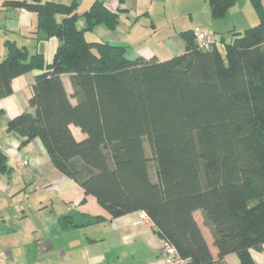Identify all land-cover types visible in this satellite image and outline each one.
<instances>
[{"label": "trees", "instance_id": "trees-1", "mask_svg": "<svg viewBox=\"0 0 264 264\" xmlns=\"http://www.w3.org/2000/svg\"><path fill=\"white\" fill-rule=\"evenodd\" d=\"M108 1L93 0L82 12L77 0L3 1L35 14L28 35L36 42L59 40L49 61L4 40L0 97L12 92L14 77L36 71L33 111L10 118L6 131L19 146L39 138L54 167L82 188V201L94 196L111 217L145 211L154 232L188 264H227L230 253L253 264L250 250L264 246V0H249L256 25L232 29L229 40L211 30L219 44L208 50L197 48L195 29L180 31L185 52L166 60L128 58L124 45L86 39L97 25L113 31L128 9ZM236 1L207 0L211 17L224 18ZM71 125L85 137L77 140ZM9 169L0 150V172ZM62 219L81 226L72 216ZM103 219L91 215L86 223Z\"/></svg>", "mask_w": 264, "mask_h": 264}, {"label": "crops", "instance_id": "crops-1", "mask_svg": "<svg viewBox=\"0 0 264 264\" xmlns=\"http://www.w3.org/2000/svg\"><path fill=\"white\" fill-rule=\"evenodd\" d=\"M3 1L0 3V12L3 11L0 59L5 54L3 42L7 38L42 52L41 41L34 43V38L28 35L35 25V14L5 6ZM108 5L128 9L120 12L119 23L113 31L103 27L97 38L124 45L128 58L154 56L166 60L185 52L180 31L205 28L217 33L210 28H219L217 19L211 17L207 0H109ZM57 18L60 20L61 15ZM82 21L78 20V26ZM42 41H52L53 51L59 43L54 37ZM35 74L33 70L14 77L12 92L0 97V150L10 167L9 171L0 172V264H167L161 254L164 241L154 232L151 222H137V211L111 217L92 195L82 201V188L54 167L39 138L19 146L18 137L6 131L10 118L33 111L28 98ZM62 79L67 92L72 93L69 74H63ZM71 101L75 103L74 98ZM70 128L77 140L85 137L79 127L71 125ZM23 158L27 164L17 167L15 161ZM28 186L39 192L38 197L19 201L18 209L13 202L14 194ZM9 201L17 211L9 212ZM65 215L72 216L81 226L66 224L62 219ZM91 215H102L105 219L86 223ZM194 215L217 259V250L212 247V236L203 224L201 211H195ZM250 254L253 264H264V246L261 251L251 249ZM234 255L227 254L225 262L240 264Z\"/></svg>", "mask_w": 264, "mask_h": 264}, {"label": "rangeland", "instance_id": "rangeland-1", "mask_svg": "<svg viewBox=\"0 0 264 264\" xmlns=\"http://www.w3.org/2000/svg\"><path fill=\"white\" fill-rule=\"evenodd\" d=\"M2 1V0H1ZM0 1V3H1ZM27 1H31V0H27ZM41 1H46V0H41ZM53 1H60L63 3H69L71 2V0H53ZM81 0H79V8L78 10L80 12H82L83 10L87 9L89 7V5L91 4V2L93 0H91V2H88L89 0H85L84 2H80ZM1 8V7H0ZM3 11L0 12V19H1V15H2ZM258 14L255 11V9L252 7V5L250 4L249 0H237L236 3L230 7V9L228 10L226 16L224 18L221 19H217L216 22H218L217 24H219V28H210V29H214L217 31V34H221L224 36V38L226 40H229L231 37V30H236V31H242L243 29L256 25L259 22V18H258ZM83 20V17H80L79 20ZM82 21V22H83ZM80 25V22L78 23ZM85 24L81 23L80 27H83ZM104 25H97L96 27H94L91 30H88L85 32V37L87 40L89 41H94V40H98V35L99 32L101 30V28H103ZM34 43H36V41H34ZM41 45V49L42 53L44 54V57L46 60H51L52 55H53V47L54 44L52 43V41H41L39 43ZM29 48V54H31L34 49L32 48V46H28ZM144 144H145V148L146 151L148 153V155H150V145H149V141L147 138H144ZM150 167L153 168V162H150ZM16 173L14 172V175ZM39 192H36L34 190L33 187H27L25 190L22 189L19 192H17L16 194H14V201L15 205H18V202L22 200V202H25L28 200H32L35 199L36 197H38ZM11 197V196H10ZM9 199H12L10 198ZM9 212L12 213L14 211H17L15 209V205L12 203V201H9ZM18 207V206H17ZM15 209V210H14ZM19 209V207H18ZM213 248L214 245H212ZM235 260H239L238 257L236 255H234ZM240 261V260H239ZM241 264V262H240Z\"/></svg>", "mask_w": 264, "mask_h": 264}, {"label": "built area", "instance_id": "built-area-1", "mask_svg": "<svg viewBox=\"0 0 264 264\" xmlns=\"http://www.w3.org/2000/svg\"><path fill=\"white\" fill-rule=\"evenodd\" d=\"M195 43L198 49L208 50L214 44H219L215 34L211 30L205 28H196L194 31ZM27 162L26 159H19L15 161L17 167L25 165ZM138 212V221L141 224L150 223V218L145 211L140 210ZM161 254L167 264H188L187 260L183 259L177 252L176 248L164 242L161 247Z\"/></svg>", "mask_w": 264, "mask_h": 264}]
</instances>
